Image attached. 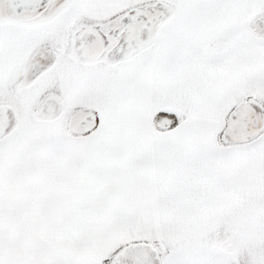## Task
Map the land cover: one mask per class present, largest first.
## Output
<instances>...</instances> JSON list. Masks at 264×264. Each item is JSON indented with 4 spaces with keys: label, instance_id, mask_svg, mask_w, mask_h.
I'll list each match as a JSON object with an SVG mask.
<instances>
[{
    "label": "snow or ice",
    "instance_id": "obj_1",
    "mask_svg": "<svg viewBox=\"0 0 264 264\" xmlns=\"http://www.w3.org/2000/svg\"><path fill=\"white\" fill-rule=\"evenodd\" d=\"M0 264H264V0H0Z\"/></svg>",
    "mask_w": 264,
    "mask_h": 264
}]
</instances>
